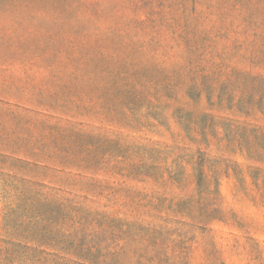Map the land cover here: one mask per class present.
Returning <instances> with one entry per match:
<instances>
[{
    "label": "rangeland",
    "instance_id": "rangeland-1",
    "mask_svg": "<svg viewBox=\"0 0 264 264\" xmlns=\"http://www.w3.org/2000/svg\"><path fill=\"white\" fill-rule=\"evenodd\" d=\"M0 264H264V0H0Z\"/></svg>",
    "mask_w": 264,
    "mask_h": 264
}]
</instances>
